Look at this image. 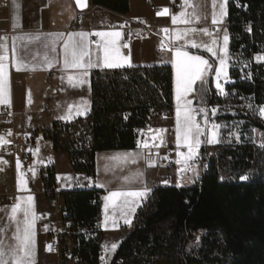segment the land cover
<instances>
[{"label":"trees","instance_id":"1","mask_svg":"<svg viewBox=\"0 0 264 264\" xmlns=\"http://www.w3.org/2000/svg\"><path fill=\"white\" fill-rule=\"evenodd\" d=\"M91 3L121 16L128 12V0ZM227 5L231 81L221 94L211 78L200 80L193 95L202 106L218 107L213 120L221 142L213 145V156L206 146L200 148L203 169L196 181L166 183L148 194L109 264H264V122L257 113L264 106V62L254 59L264 47V0H228ZM242 58L250 65H243ZM90 86L87 115L53 122L34 134L65 153L75 172L94 177L96 152L134 149L135 136L152 118L172 116V69L168 63L93 69ZM43 174L45 184L55 175L51 167ZM100 194L92 186L62 192L68 230L61 236L60 260L71 252L74 264H99ZM200 230L199 247L187 252L186 245Z\"/></svg>","mask_w":264,"mask_h":264},{"label":"crops","instance_id":"2","mask_svg":"<svg viewBox=\"0 0 264 264\" xmlns=\"http://www.w3.org/2000/svg\"><path fill=\"white\" fill-rule=\"evenodd\" d=\"M224 1L215 0L214 5L213 0H188L190 6H186L185 0H128V12L125 16H121L116 12L95 6L91 0H0V57H3L0 64L4 66V90L0 94V137H3L5 141L0 143L2 156H0V189L8 185L2 171L5 158L13 164L22 157L32 159L31 156L35 153L34 159L65 158L69 163L65 153L54 151L50 140L34 132L49 127L56 121L68 123L87 115L91 106V70L118 68L105 66L106 55L109 62L118 63L119 67L157 63L153 62V58L159 44L155 43L153 38L158 35L161 37L162 34L153 31L149 33L150 37L147 34L141 38L123 41L124 31L114 27V21L126 17L130 21H139L147 27L159 26L164 25L159 23V18L162 17L165 9L168 17L180 9L181 12L189 14L185 18L190 19L191 22L174 24L172 30L174 27L186 30L197 28L192 22L197 16L206 13L212 15L218 10L223 11ZM158 12L162 14L157 15ZM80 33L86 35L81 37L78 35ZM96 33L103 35H96ZM114 33L120 35L117 37L113 35ZM66 43L70 46L75 45L78 52L83 51L82 67H65ZM163 48L168 54V62L172 65L174 106L189 108L191 105L187 102L192 94L194 83L191 91L178 100L177 73L175 75L177 69L173 67V62L180 60L176 52L188 51L171 40L167 42V45H163ZM70 58L69 56L68 59ZM69 76L72 77L71 81ZM9 116L12 118V123L6 125L4 121ZM169 118L160 116L152 118L150 122L153 119L168 120ZM160 127L162 126L156 124L150 128L159 129ZM32 135H35L32 155L24 157L23 145ZM38 136L42 138L35 146ZM168 136L171 139L170 148H172L171 145H176V138L174 133ZM139 142L140 140L134 149L105 150L95 154V175L90 177V184L101 191L100 216L97 223L102 233L99 264H109L116 249H112V244L115 243L118 246L123 236L131 230L133 217L138 207L155 187L166 184L163 179L165 172L169 171L164 167H158L155 163L159 156L165 154V151L153 148L156 145L149 147L147 143ZM10 143L15 144L14 154L3 152ZM145 144L147 147L144 146ZM174 149L175 147L171 150ZM179 150L181 149L177 147V151ZM153 157L156 161H151ZM178 159L176 176L178 175L180 179L179 185H190L199 177L191 180L189 170L184 166L179 168V164L184 162L183 157L180 158L178 155ZM41 167L38 169L40 185L33 181L36 185L32 190L17 188L19 192L17 196L29 195L32 198L31 201L28 200L33 203L32 208L28 206L25 197L16 198L14 202H0V242L3 243L5 250L16 244L13 234L17 231V222L22 233L24 210L27 209L33 240L28 264H74L68 257L69 252L60 260L49 253L45 246L49 234L46 226L51 220L49 213L52 207L43 194L46 181ZM47 167H51L55 175L63 179L66 189L72 188L68 179L71 176V165L69 175L58 168L57 163H50ZM190 181L192 182L189 184ZM13 182L17 187L15 177L9 184ZM112 192H140L143 195H120L113 199L110 197ZM105 197L109 199L106 200ZM17 204L20 210L16 213L15 220H12L10 219L11 209ZM39 211H44L48 215L41 218L38 215ZM125 219H128L130 223H125ZM66 245L69 246L70 242L67 241ZM6 259L8 264H12L10 257Z\"/></svg>","mask_w":264,"mask_h":264},{"label":"rangeland","instance_id":"3","mask_svg":"<svg viewBox=\"0 0 264 264\" xmlns=\"http://www.w3.org/2000/svg\"><path fill=\"white\" fill-rule=\"evenodd\" d=\"M227 2H228V0L224 1L223 11L222 10L215 11L217 23H215V24L213 23V14L208 15L206 13V14L199 15L196 17L195 20L192 21L197 28L186 29V30H188L187 35H181V34L185 33V31H186V30H183L182 28L174 27L172 30V25L177 24V23H181V22H179L180 19H186L185 17H183V18L180 17V15H179L181 13L180 9L175 11L174 14L172 15V16L175 15L178 17L177 23H173L172 16L168 17L166 14H163L162 17L159 18V23L164 24V25L153 26V27H147V26L143 25V27H145L146 29L144 28L145 31L142 30V31H144V35L140 36V38L146 36L147 34L150 37L151 35L149 33H152L153 31H155L157 34H162L161 37L158 35L157 37L153 38L155 43L158 42L157 44H159L158 45L159 48L157 47L158 49L157 48L155 49V54H154V58H153V62H157V63H153V64L169 63L168 62V60H169L168 54L164 50L163 45L164 46L167 45V42H169L171 40L174 43L180 44L181 47H183V49L188 51V53H190L191 55L202 56L204 59L208 60L209 64L212 67H210L208 69L203 80L207 81L209 78H211L212 84H213L214 88L216 89V91L222 94L224 91L221 92L220 90H218L216 88L217 82H219L221 84V87L223 89L225 79L228 78L230 81V76H229V66H230L229 34L227 31V27L225 26V19L229 15V7L227 5ZM241 9L244 11V9H245L244 3H242ZM116 22L117 21H114V23H116ZM132 22H137V21H132ZM169 25L171 26V30H170L171 35H170V37H164V35H165L164 31H163L164 29L163 30H162V28L158 29V27H164V26H169ZM212 26L215 27L214 30H212ZM202 29H207L208 34H205L203 31H201ZM225 35L228 36L227 42H225V40H224ZM178 36H179V38H178ZM128 40H131V39H128ZM192 41H195V43L197 45H199V47H193ZM213 41H215V44L212 43ZM205 45L211 46L213 48L214 52L216 53V55H213L212 53L208 52L206 50ZM188 48L197 49L201 52L192 51V50H189ZM257 56H264V47L261 48L259 55L254 56L255 60L264 62V60L256 59ZM221 58H223L225 60L227 75L226 76L221 75L219 81H217L216 72L214 69L216 67L220 66L219 61ZM169 64L171 65V63H169ZM176 73L177 72L175 70V75H176ZM198 81H200V80H197L196 82H194L192 94L188 98V101H190L189 105H191L189 108H186L183 106L175 107L174 102H173V110H172L173 114L171 116L172 118L170 117L168 120L153 119L149 123V125H147L148 127L142 133L140 131V134H139V140H140L139 143L140 144H141V141H143L144 143H147L149 147L156 145L153 148L165 151V154H164L165 158L171 157L172 158L171 160L175 161V165H174L175 168H173L171 170L167 169L169 172L171 171V176H172V179L169 182H172L171 184H173L175 186H180L179 185L180 179L178 178V175L176 176V173L178 172V163H176V162L179 161L178 153L181 154V155H179V157L180 158L183 157V160H184L183 163L179 164V168L184 166L186 169H188L191 180H193L194 178H197L201 175L202 169H203V167H201V165H200V163L202 162L203 159H195V154L197 153V151H200V148L202 146H206L209 149V152L211 154L210 156H213V153H215L213 148H212L213 145L217 144L218 142H221L219 127L218 128L213 127L214 125H217L216 122H214V120H213L214 125L211 124L208 126V123H209L208 118H211V119L214 118L215 114L218 112V107L214 106V107L207 108L205 106L200 105V102L195 101V99L193 98L194 86ZM178 107L180 109V124L179 125L177 123ZM261 108H264V106L260 107L257 110V113L259 114L260 119L264 122V120H263L264 116H262L260 113ZM186 109L192 110L191 114L194 116L196 123L199 124L200 128L203 130L199 135V141L200 142H199L198 146L196 147L195 152L190 159L188 158V148L183 143V118H184V111ZM213 109H215V112H213ZM228 110L230 113H232L231 109L228 108ZM159 117L160 116H157L154 118H159ZM166 117H168V116H166ZM156 124H158L162 127H160L159 129L150 128L151 126L156 125ZM178 127L181 130L179 142H178V138H177ZM213 132L215 133L214 136H213ZM172 133H174L175 138H176V145H174V144L171 145L172 148L175 147L174 150H171L172 148H170V144H172V143H171V139H169V136H168V135L171 136ZM234 133H235V137H237L238 134L236 132H234ZM259 135L260 134L258 132H255V134H254L255 137H259ZM41 138H42V136L37 137V139L35 141V146L37 145V143L40 142ZM210 139H213L215 142L209 143L208 141ZM48 143H50V142H48ZM140 144H139V146H140ZM167 145H168V147H167ZM177 147H179L181 150L177 151ZM34 150H35V148H34ZM43 151H44V149H43ZM18 153L20 154L19 149H18ZM164 155H162V156H164ZM0 156H1V154H0ZM35 156H36L35 153H33V155L31 156L32 159L23 158V157L20 159H17V162L19 161V168L17 167V162L12 164L11 162H8V160L6 158L3 159L4 163L2 165V171L5 174L6 184L11 183L13 181V177H15V180L17 183V188L19 190H25V189L27 191L32 190L36 185V184H34L35 182H37L39 185L41 183L39 171H38L39 167L42 166L41 171L44 172L45 168L47 166H50V163H54V164L57 163L58 168L63 169L67 173V175L70 174V164L66 161L65 158L64 159H34ZM157 160L158 161L155 163L158 164V167L162 168L160 161L161 160L166 161V159H163V158L160 159V156H159V159H157ZM57 161H59V162H57ZM151 161H156L155 157H153V159H151ZM166 173L167 172H165V174ZM68 179L70 182V176ZM163 180H165V177ZM33 181H34V183H33ZM194 181H196V180H193V182ZM191 182L192 181H190L189 184ZM19 197H23V198L25 197L28 206H30V208H32L33 203L28 202V198L30 197L29 195L16 196V198H19ZM203 233H204L203 230H200L194 234L193 239L190 240L188 242V244L186 245V251L187 252H191V251L195 250L197 247H199L200 237Z\"/></svg>","mask_w":264,"mask_h":264},{"label":"snow or ice","instance_id":"4","mask_svg":"<svg viewBox=\"0 0 264 264\" xmlns=\"http://www.w3.org/2000/svg\"><path fill=\"white\" fill-rule=\"evenodd\" d=\"M214 5H215V0H213ZM186 6H190L188 4V0H185ZM194 7V6H193ZM167 10H164L163 14H166ZM161 12H158L157 15H161ZM180 17L183 18L186 15L185 12H181ZM172 21L173 23H177L178 22V17L177 16H172ZM179 22L181 23H190L191 20L190 19H180ZM213 23H217V18H216V13L213 12ZM164 31H167V29H164ZM187 31H185V33L181 34V35H187ZM194 31V30H193ZM201 31H203L205 34H208V30L207 29H202ZM81 37L85 36V33H80L78 34ZM96 35H103L102 33H96ZM113 35L115 36H119V33H114ZM179 38V36H178ZM224 40L225 42H227L228 40V36L225 35L224 36ZM114 43V41H113ZM213 44H215V41L212 42ZM192 46L193 47H199V45H197L195 43V41H192ZM206 50L210 53H212L213 55H216V53L214 52L213 48L211 46L205 45ZM65 55H66V59H65V67H72V68H79L82 67L83 65L81 64V59L84 55L83 51H77L76 46L75 45H69L68 43L65 44ZM71 57L70 59H68V57ZM176 56L180 58L179 62L174 61L173 62V67H175L177 69V79H178V87H177V99L179 100L182 96H184L186 93H188L189 91H191L192 85L196 80H201L203 81L204 76L206 75L208 69L210 67H212L208 60L204 59L202 56H193V55H189L188 52L185 51H177L176 52ZM3 57H0V60H2ZM256 59L258 60H264V56H257ZM220 66L216 67L214 70L216 72V77H217V81H219L221 75L226 76L227 72H226V65H225V60L223 58L220 59L219 61ZM91 66V65H90ZM105 66L107 67H119L120 65L118 63H112L108 61L107 55L105 58ZM19 70V69H17ZM4 66L3 64H0V94L3 93V84H4ZM69 80H72V77L69 76ZM216 88L218 90H220L221 92H223V89L221 87V84L219 82H217L216 84ZM187 103H190V101H188ZM191 109H186L184 111V118H183V143L184 145L188 148V158L190 159L192 157V155L195 152L196 147L199 144V135L200 133L203 131L199 124L196 123L194 116L191 114ZM213 112H215V109H213ZM260 113L262 116H264V108L260 109ZM177 123L178 125L180 124V109L178 107L177 110ZM214 128H218L217 125L213 126ZM180 128L178 127L177 129V138H178V142L180 139ZM10 134V133H9ZM215 135V133L213 132V136ZM4 139L3 137H0V143H4ZM209 143H213L215 142L213 139H210L208 141ZM145 147H147V144L144 145ZM178 155H181L180 153H178ZM177 163H179V161H177ZM17 167L19 168V161L17 162ZM241 180H245L247 179V177L245 176H241L240 177ZM120 195H126V196H141L143 195V193L140 192H130V193H118V192H112L110 193V197L111 198H116ZM31 197L28 198L29 201H31ZM105 199H109V197H105ZM115 206V205H114ZM20 210V206L19 204L14 205L11 209V216L10 219L15 220V216L16 213ZM28 210L25 209L24 210V227H23V231L21 233V229L19 227V222H17V231L16 233L13 234V239L16 240V244L15 245H11L9 246L6 250L3 246V243L0 242V264H8V260L6 259V257H10L12 264H28V260L31 256V248H32V244H33V240H32V232H31V223L28 221ZM34 216V213H33ZM125 223H130V221L128 219L124 220ZM112 249L114 250L117 245L115 243L112 244ZM103 259V257L101 258Z\"/></svg>","mask_w":264,"mask_h":264},{"label":"built area","instance_id":"5","mask_svg":"<svg viewBox=\"0 0 264 264\" xmlns=\"http://www.w3.org/2000/svg\"><path fill=\"white\" fill-rule=\"evenodd\" d=\"M113 26L116 28L123 29V31H124L123 35H122L123 41L143 36L144 31H145L144 30L145 27H143V24H141L139 21L132 22L125 17L119 18V20L116 23H113ZM213 26H212V30L215 29V27H213ZM159 28L167 29V31H164V34H165L164 37H170V34H171L170 33L171 26L170 25L164 26V27H158V29ZM142 30H144V31H142ZM245 61H247V60L245 59ZM249 65H250V63L248 65H245V66H249ZM230 81H231V79H230ZM225 82H229V79L226 78ZM246 103L247 104L251 103V97L250 96L247 97ZM208 119H209L208 126L211 124H214L213 119H211V118H208ZM263 120H264V118H263ZM4 122L6 125H10L12 123L11 116L7 117ZM34 140H35V135H32L28 139V141H26V143H24V145H23V156L24 157H30L32 155ZM135 140L138 142V140H139L138 135L135 136ZM15 149H16L15 144L10 143L3 149V152L14 154ZM202 157H203V154L200 151H198L195 154V159H202ZM163 159H166V161H162V160L160 161L162 167L169 169V170H171L172 168H175V166H174L175 161L171 160L172 159L171 157H168V158L164 157ZM171 179H172L171 173H169V172L166 173L165 180H166L167 184L172 183V182H169ZM70 187H72V188H78V187L89 188V187H91L90 177H88L86 175H81L80 173L75 172L73 169V166L71 165ZM65 189H66V187L63 184V179L54 175L52 181L48 184H45V188L43 191V194L46 196L48 203L52 207V210L49 213L51 216L50 231H48L49 238L47 239L45 246H46L47 250L51 254H53L56 258L58 257L59 250H60V243H59L58 234L62 230L63 231L68 230V228H67L68 227V221L61 218V215L63 214L64 211H63V204L60 201V196ZM18 194H19V192H18V189H17L14 182L12 184L4 185L0 189V202H2V201L14 202L16 199V196ZM38 215L41 218H45L48 215V213H46L44 211H39ZM80 231L84 232L86 230H85V228H82V229H80Z\"/></svg>","mask_w":264,"mask_h":264},{"label":"bare ground","instance_id":"6","mask_svg":"<svg viewBox=\"0 0 264 264\" xmlns=\"http://www.w3.org/2000/svg\"><path fill=\"white\" fill-rule=\"evenodd\" d=\"M235 1V0H234ZM126 18V17H125ZM137 38H139V37H137ZM135 39V38H134ZM245 59L247 60V61H245ZM241 61H242V63H243V65H248L249 63H250V60L248 59V58H242L241 59ZM249 61V62H248ZM231 79V78H230ZM230 82V81H229ZM209 120V119H208ZM214 123V122H213ZM214 125V124H213ZM211 127V126H210ZM165 157V155L164 156H161L160 157V159L161 158H164ZM177 163V162H176ZM173 169V168H172ZM60 201H61V196H60ZM61 218L63 219V215H61ZM65 220V219H64ZM50 224H51V222L50 223H48L47 224V226H46V230L47 231H50ZM85 230L87 231V229L85 228ZM66 231V230H65ZM86 231H84V232H86ZM64 233V231L62 230V231H60V233L58 234V236H59V243H60V250H59V255H58V259H60V251H61V236H62V234ZM49 238V236L47 237V239ZM47 242V241H46ZM50 253V252H49ZM68 257L75 263V261H76V256L75 255H73L71 252L68 254Z\"/></svg>","mask_w":264,"mask_h":264}]
</instances>
